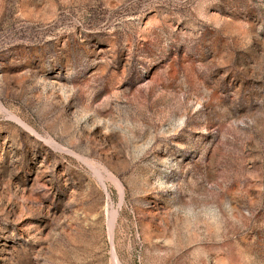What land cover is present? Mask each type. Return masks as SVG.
<instances>
[{"label":"rangeland","instance_id":"1","mask_svg":"<svg viewBox=\"0 0 264 264\" xmlns=\"http://www.w3.org/2000/svg\"><path fill=\"white\" fill-rule=\"evenodd\" d=\"M0 264H264V0H0Z\"/></svg>","mask_w":264,"mask_h":264},{"label":"bare ground","instance_id":"2","mask_svg":"<svg viewBox=\"0 0 264 264\" xmlns=\"http://www.w3.org/2000/svg\"><path fill=\"white\" fill-rule=\"evenodd\" d=\"M19 120V119H18ZM25 125V124H24ZM28 126V125H27ZM28 128V127H27ZM29 128H31V127H29ZM115 178V177H114ZM116 179V178H115ZM119 184V183H118ZM113 221V220H112Z\"/></svg>","mask_w":264,"mask_h":264}]
</instances>
